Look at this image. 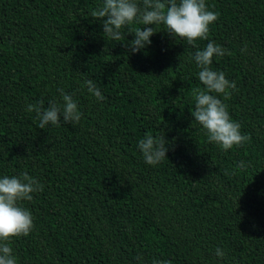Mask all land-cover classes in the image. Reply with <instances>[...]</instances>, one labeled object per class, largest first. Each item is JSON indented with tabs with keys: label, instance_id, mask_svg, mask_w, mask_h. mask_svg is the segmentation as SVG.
I'll use <instances>...</instances> for the list:
<instances>
[{
	"label": "trees",
	"instance_id": "trees-1",
	"mask_svg": "<svg viewBox=\"0 0 264 264\" xmlns=\"http://www.w3.org/2000/svg\"><path fill=\"white\" fill-rule=\"evenodd\" d=\"M205 2L218 14L207 39L159 24L131 54L92 16L102 0H0V178L42 186L20 201L34 227L11 238L17 264H264V0ZM210 41L230 53L212 70L236 84L218 98L250 137L229 150L191 115L203 88L193 56ZM59 89L80 121L38 128L27 106L62 103ZM146 135H164L167 159L145 162Z\"/></svg>",
	"mask_w": 264,
	"mask_h": 264
},
{
	"label": "clouds",
	"instance_id": "clouds-1",
	"mask_svg": "<svg viewBox=\"0 0 264 264\" xmlns=\"http://www.w3.org/2000/svg\"><path fill=\"white\" fill-rule=\"evenodd\" d=\"M92 16L101 22L103 33L115 42L124 43L131 54H135L151 44L150 37L157 31L155 25L163 24L166 32L174 39L176 37L187 40L192 44L197 39H207L209 25L218 19V14L210 11L205 0H102ZM134 23L143 27L128 29ZM132 35L131 41H126V35ZM229 54L227 49L217 45L214 41L207 43L203 50H197L193 59L200 68L199 81L203 88L194 90L195 109L191 114L206 131L209 143H216L223 150L233 146H243L250 139L241 134V125L232 120L226 104L219 99L230 95L229 89L235 90L234 81L226 79L223 71L211 68L214 56ZM83 76V74H82ZM84 84L89 93L97 100H103L98 85L94 79L84 78ZM62 103L50 101L47 108L39 104H29L27 111H35L39 123L38 128L47 125L78 123L81 113L73 96L58 90ZM215 93L216 95H213ZM170 142L163 136L146 135L138 142V148L144 160L149 165H155L166 158ZM245 162H238V167L245 168ZM42 191L37 180L23 173L19 176H4L0 178V264H17V258L10 247L11 238L27 236L33 230V217L29 210L20 205V201L33 199L32 193ZM217 257H223L224 252L217 248ZM154 264H171L170 261H154Z\"/></svg>",
	"mask_w": 264,
	"mask_h": 264
}]
</instances>
